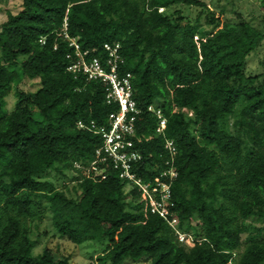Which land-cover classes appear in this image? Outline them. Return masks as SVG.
<instances>
[{"label":"trees","instance_id":"1","mask_svg":"<svg viewBox=\"0 0 264 264\" xmlns=\"http://www.w3.org/2000/svg\"><path fill=\"white\" fill-rule=\"evenodd\" d=\"M176 4L207 7L202 0H22L21 9L1 24L0 264H68L48 248L32 254L30 224L43 217L44 204L61 237L77 245L105 242L99 264H264V233L259 240L251 236L235 258L240 234L251 228L246 219H260L264 232V78L245 75L246 59L264 31L239 15L229 21L220 13L208 15L213 29L197 36L177 9L160 11ZM69 39L85 59L103 58L104 43L119 44V72L132 73L140 109L135 127L142 139L135 148L143 161L137 173L168 183L160 172L166 162L174 166L172 212L180 232L195 228L192 221L198 224L192 246L150 212L136 187L131 194L140 201L135 211L127 210L126 183L116 173L100 178L85 172L101 138L77 122L106 128L118 106L106 103L99 81L66 70L78 59ZM25 78L38 79V87L21 88ZM11 87L16 101L7 113L4 97ZM149 105L166 118L163 134L155 133ZM237 106L233 125L251 148L224 127ZM167 140L175 147L172 156ZM157 165L152 173L146 170ZM49 169L71 170L77 185L66 192L36 177Z\"/></svg>","mask_w":264,"mask_h":264},{"label":"built area","instance_id":"2","mask_svg":"<svg viewBox=\"0 0 264 264\" xmlns=\"http://www.w3.org/2000/svg\"><path fill=\"white\" fill-rule=\"evenodd\" d=\"M64 26H66V22ZM65 37H67L66 34ZM39 41L44 43V38L41 37ZM69 45L74 46L75 56L78 59L71 61L66 70L74 74L81 73L87 80L99 81L104 85L106 103H116L118 106L116 110L108 114V127L106 128L97 127L92 121L89 126L80 121L77 122L79 128L87 129L98 134L101 138V145L95 149L93 160L85 172L100 178H106L111 172L116 173L120 181L132 188L136 187L140 191L141 199L147 201L150 212L167 221L175 230L179 242L192 246L194 239L189 234L177 230V218L172 212L173 201L171 200L170 185L176 177L174 166L166 162L167 167L160 172V176L168 178V183L159 179L154 181L148 178L143 179L137 173V168L143 161L141 152L135 148V143H140L142 139L141 136L136 135L135 127L136 116L140 114V109L133 99L132 73L119 72L120 66L124 63L119 54V44L111 46L104 43L103 58L95 56L90 59H85L86 52L79 51L74 39H69ZM66 57L71 59L69 54ZM147 110L157 119L155 133L163 134L166 125L165 116L159 108H155L153 105H149ZM165 148L171 156L176 152L171 140L165 142ZM75 166L80 167L79 164ZM146 170L152 173L158 168L150 167Z\"/></svg>","mask_w":264,"mask_h":264},{"label":"rangeland","instance_id":"3","mask_svg":"<svg viewBox=\"0 0 264 264\" xmlns=\"http://www.w3.org/2000/svg\"><path fill=\"white\" fill-rule=\"evenodd\" d=\"M21 1L0 0V26L7 19L9 13L15 14L21 9ZM202 2L206 3L207 7L176 4L167 8L165 11L162 9L160 11H163L165 14H171L177 9L180 14L188 18L192 25L196 27L197 36L198 34H208L213 29V25L208 23L207 16L210 14L218 15L220 13H222L223 19L229 21L237 20V15H239L243 20L250 22L254 27L264 31V0H202ZM196 16H198V19H195ZM245 75L255 77L258 81L264 78V40L247 57ZM20 87L28 91H34L38 87V79L25 78ZM15 101L16 89L15 87H11L4 97L3 110L7 113L12 111L15 107ZM239 109L240 106H237L235 114L225 119L224 127L235 136L241 135L244 149L251 148L252 142L248 136L243 133H238L237 127L233 125L234 120L238 118ZM155 168H158V165ZM36 177L39 180H47L57 188L66 192L72 190L77 185V181L74 180L76 174L71 170H64L62 173H59L54 169H49L42 174L36 175ZM132 189V186L128 184H125L123 187L125 202L127 204L126 209L131 212L136 210V203L140 201L139 198L134 199L131 194ZM67 194L75 195L73 192ZM47 206V204H44L45 210L43 217L30 224V238L35 242L32 248V254H40L43 249L48 248L66 256L68 264H99L96 261V257L102 251L105 242L89 241L77 245L65 237H61L52 225L51 212ZM245 222L251 228L247 232L240 234V246L236 250V259L245 249L251 236L255 240H259L264 233L260 229L263 225L260 219L249 217ZM191 224L195 228H190L187 234L194 240L198 239V224L195 221H192ZM122 264H150V262L145 259H126Z\"/></svg>","mask_w":264,"mask_h":264}]
</instances>
